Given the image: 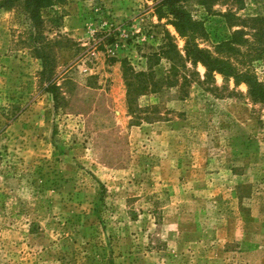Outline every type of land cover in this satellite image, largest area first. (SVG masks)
<instances>
[{"label":"rangeland","instance_id":"rangeland-1","mask_svg":"<svg viewBox=\"0 0 264 264\" xmlns=\"http://www.w3.org/2000/svg\"><path fill=\"white\" fill-rule=\"evenodd\" d=\"M155 3L41 11L57 106L22 9H0V264H264V103L204 81ZM186 6L201 47L245 30L264 78V0Z\"/></svg>","mask_w":264,"mask_h":264},{"label":"trees","instance_id":"trees-1","mask_svg":"<svg viewBox=\"0 0 264 264\" xmlns=\"http://www.w3.org/2000/svg\"><path fill=\"white\" fill-rule=\"evenodd\" d=\"M63 1L0 0V9L15 7L22 9L25 20L28 21L30 26L29 37L32 41L33 53L41 60L39 78L42 89L52 94L56 106L59 103V86L54 79L53 70L48 67L50 52L47 50L46 42L40 41L39 37L42 35L41 11L59 5ZM154 7L159 17L166 16L175 31L184 40V57L192 66L198 63L204 66V81L212 80L214 73H219L225 78H232L235 84H245L250 99L253 102L264 103V78L253 68L252 57L246 55L240 49L241 46L250 47L253 45L245 30H234L228 38L219 41L213 46V50H209L201 47L199 43V40H204L207 37L204 23L187 8L186 0H156ZM259 20L261 19L259 18ZM165 53L166 51L163 54ZM180 58L182 56L176 51L175 75L178 73L176 59ZM127 74L129 75L127 76L129 92L134 91L135 88L138 90L145 87L142 78L144 79L147 76L146 72L127 69ZM191 74H198V72L192 70L189 72V76ZM183 78L185 81L188 80L185 72ZM136 83L137 86H135Z\"/></svg>","mask_w":264,"mask_h":264}]
</instances>
